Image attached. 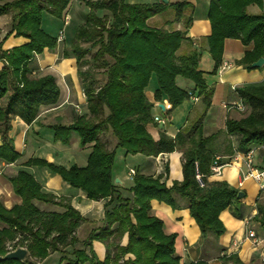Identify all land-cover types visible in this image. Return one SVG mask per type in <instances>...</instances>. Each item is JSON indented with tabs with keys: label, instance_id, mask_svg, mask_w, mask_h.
I'll return each mask as SVG.
<instances>
[{
	"label": "trees",
	"instance_id": "16d2710c",
	"mask_svg": "<svg viewBox=\"0 0 264 264\" xmlns=\"http://www.w3.org/2000/svg\"><path fill=\"white\" fill-rule=\"evenodd\" d=\"M89 8L82 22L74 28L69 46L63 56H73L77 75L86 100V112L68 125L49 124L56 140L66 144L71 132L78 136L79 145H90L85 166L65 168L40 158H30L24 166H43L57 174L71 187L82 190L91 200L107 199L104 219L100 227L92 229L82 241L85 249L76 250L79 242L76 230L84 222L81 215L66 198H57L44 192L34 177L19 170L9 178L12 191L20 203L6 208L0 201V256L6 244L13 248L24 247L27 254L22 260L0 259V264H38L52 252L60 253L56 264H180L175 252L176 235L166 234L162 221L151 215V200L168 203L179 208L177 197L187 204L189 213L197 224L201 236L211 234L214 240L224 232L220 213L229 208L231 214L241 218L237 198L238 189L226 181L209 180V166L216 155L213 139L216 135L203 136L199 122L174 138L160 132L154 139L148 126L155 122L152 103L145 91L154 79L155 101L166 99L170 104L167 113L189 98L199 97L205 110L211 104L212 89L208 88L203 72L198 68L199 52L179 53L187 38L186 28L190 18L184 20L182 30L154 28L147 20L174 9V20L183 18L186 2L174 4H127L124 0H81ZM69 0H11L0 4V16L12 12L11 33L29 41L8 51L0 49V100L7 97L0 107V162L13 163L19 158L9 136L11 116L18 115L31 124L41 105L56 103L59 89L51 75L31 77L28 67L35 54L57 46V36L42 27L43 14L63 19ZM256 4L260 14H250L247 7ZM207 18L210 34L206 38L207 50L214 61L212 73L221 64L225 39H238L246 49L238 64L252 69L251 63L264 57V0H211ZM176 77L193 83L191 91L180 88ZM236 93L248 110L238 120L227 118L226 136L237 135V149L246 152L251 146L264 144V83L245 85ZM166 113V114H167ZM183 148L182 179L166 185L161 176L134 174L129 190L132 197L116 193L112 174L116 150L127 154L156 157ZM229 154H233L230 146ZM259 168H264V150L259 151ZM220 163H224L220 159ZM199 174L201 187L196 179ZM116 194V196H115ZM261 197V198H260ZM34 201L63 208L62 212H49L34 205ZM116 202L115 205H112ZM112 205V206H111ZM111 206V208H108ZM254 219L264 234V196L259 195ZM116 224V227L112 226ZM127 233V242L120 240ZM98 240L106 248L104 259L98 260L91 248V241ZM70 248V251L66 249ZM131 255V256H128ZM218 264H244L234 253L222 252ZM189 264H211L199 259Z\"/></svg>",
	"mask_w": 264,
	"mask_h": 264
},
{
	"label": "crops",
	"instance_id": "0c3cea01",
	"mask_svg": "<svg viewBox=\"0 0 264 264\" xmlns=\"http://www.w3.org/2000/svg\"><path fill=\"white\" fill-rule=\"evenodd\" d=\"M5 1L0 0V4ZM94 1V0H89ZM127 4H174L186 2L187 7L183 11V18L174 20V9L167 7L163 12L150 17L146 22L154 28L166 30H182L184 20L190 18V23L186 28V40L182 42L179 53H187L191 50L199 52L198 68L203 72L208 88H211L212 98L210 106L205 110L204 104L198 97L193 101L190 97L184 100L178 107L167 113L170 104L166 99L155 101L153 97L154 83H150L145 91L147 99L153 104L152 115L165 119V124H153L148 126L149 132L154 139H157L160 132H164L171 138L177 133L185 132L195 123L199 122L202 126L203 136L216 135L213 145L216 155L227 165L221 169L219 176H209V180L226 181L230 186L242 191L243 198L239 203L241 218L231 214L229 208L223 210L219 218L224 225V232L217 240L211 234L206 237L201 236L200 230L194 219L189 213L185 201L177 197L179 208L173 209L168 203L151 200L150 213L162 221L163 230L166 234L174 233L175 252L179 256L180 264L204 259L211 264H218L217 257L225 254H236L244 264H264L261 253L264 252V234L259 223L254 219L257 212L256 204L259 198L257 184L251 178L242 181L245 173V165L242 159L244 152L238 151V136H226L225 121L227 118L238 120L247 115L248 110L242 105L236 89L245 85H261L264 83V64L261 67L247 69L238 64L246 49L250 46L243 45L240 40L228 38L223 43L222 62L215 73H212L214 61L207 50L206 38L210 34L211 28L207 18L208 7L211 0H124ZM89 8L81 0H69L64 10L63 19H57L47 15L45 21L42 19L41 27L51 34L58 36L62 31V40L57 42L53 50L44 49L29 62L30 76L43 77L51 75L59 89V97L56 103L41 105L36 118L31 124L23 122L18 115L11 116L9 136L13 140L14 147L19 153V158L9 164L0 162V201L6 208H10L20 203V198L12 191L9 178L14 176L19 170L23 169L30 173L40 184L42 190L52 193L57 198H66L72 208H74L83 218L84 222L76 230V237L79 239L74 245V249L88 253V247L83 246L82 241L87 234L94 228L102 225L104 219V203L107 199L91 200L87 198L82 190L71 187L57 174L50 172L43 166H24V162L30 158H40L52 162L56 165L69 168L71 165L78 167L85 166L90 145L80 146L78 136L71 132L69 142L64 144L56 140L54 133L46 126L49 124L60 123L63 125L71 124L75 118L86 112V100L83 89L77 75V64L73 56H63V50L69 46L72 39L74 28L82 22L83 15ZM261 8L256 4L247 7L250 14H260ZM12 12L0 16V49L8 51L13 47L26 44L29 40L23 36H16L14 33L5 37L10 27V17ZM67 18V19H65ZM57 22L63 26L55 32ZM70 23L72 24L69 27ZM67 26V27H66ZM4 67V62L0 61V70ZM177 85L187 91L193 89V83L189 80L176 77ZM0 100V107L6 104V99ZM159 104H162V108ZM165 110V114L163 112ZM1 145V139H0ZM230 146L233 154H229ZM254 161L260 164L259 151L264 150L262 146H256ZM183 148H177L170 153L159 154L156 157L144 156L142 154H127L124 149H117L112 168L116 193L122 197H132L129 190L131 179L128 177V170L133 169L136 173L148 176H161V181L166 185H171L172 181L182 179ZM223 163V164H224ZM117 180V181H116ZM3 186V187H2ZM3 189H2V188ZM251 193L252 200H247V194ZM116 196V194H115ZM261 198V197H260ZM113 202L112 205H115ZM34 205L40 210L49 212H62L63 208L57 205L46 204L34 201ZM111 205V206H112ZM108 206V208H111ZM116 227V224L112 228ZM248 230H253L262 243L258 247L252 246L251 240L246 239ZM127 242V233L120 240V245ZM91 248L98 260H103L106 253L104 244L98 240L91 241ZM70 251V248L66 249ZM56 255L59 259L60 253L52 252L39 264L45 263L50 257ZM131 256V255H128Z\"/></svg>",
	"mask_w": 264,
	"mask_h": 264
},
{
	"label": "built area",
	"instance_id": "2783aa9c",
	"mask_svg": "<svg viewBox=\"0 0 264 264\" xmlns=\"http://www.w3.org/2000/svg\"><path fill=\"white\" fill-rule=\"evenodd\" d=\"M65 19H67V18H65ZM61 40H62V31H60L58 36H57V42H59ZM189 95H190L189 97L193 101L198 100V97L196 95H194V94H189ZM163 112L165 113V110H163ZM153 120L158 124H161V125L165 124V119H163V118H159V117L155 116ZM256 150H257L256 146H251V147H249V149L246 152H244L242 154V159H243L246 170H245V173L241 177L239 185L242 184L243 180L251 178L257 184L259 195L264 196V168H259L258 166L255 165V161H254L253 157H255ZM220 159H221V156H218V155L214 156L212 163L209 166V173H208L209 176H219L221 174L222 167L224 165L228 164V162L226 164L220 163ZM134 174H135V171L133 169L128 170V177L131 180H132ZM196 179H197L199 185L202 187L204 184H203L199 174H196ZM245 238L251 240L252 246H254V248L258 247V245H260L262 243V239L259 238L258 236H256V234L253 230H248ZM6 249H7V252L15 250L13 248V243L8 242L6 244ZM261 258H262V260H264V252L261 253Z\"/></svg>",
	"mask_w": 264,
	"mask_h": 264
},
{
	"label": "water",
	"instance_id": "95a60500",
	"mask_svg": "<svg viewBox=\"0 0 264 264\" xmlns=\"http://www.w3.org/2000/svg\"><path fill=\"white\" fill-rule=\"evenodd\" d=\"M164 2H165V0H164ZM263 64H264V57H260V59L258 58V60L251 63V67L258 68V67H261ZM159 105L162 108L163 105L162 104H159ZM243 195H244V193L242 191H238L236 197L240 198V197H243ZM27 252L28 251H26V249L24 247H16L15 250L8 251L3 256H0V259L22 260L26 256Z\"/></svg>",
	"mask_w": 264,
	"mask_h": 264
},
{
	"label": "rangeland",
	"instance_id": "374dc122",
	"mask_svg": "<svg viewBox=\"0 0 264 264\" xmlns=\"http://www.w3.org/2000/svg\"><path fill=\"white\" fill-rule=\"evenodd\" d=\"M45 18H47V15H45V14H43V21H45ZM57 19H55V21H56ZM56 23V22H55ZM54 26H55V32H57V29L58 28H60V27H62L63 26V23H61V22H57L56 24H54ZM72 26V24L70 23V25H69V27H71ZM58 27V28H57ZM67 27V26H66ZM155 81H154V79L151 81V83H154ZM3 187V186H2ZM1 187V188H2ZM3 189V188H2ZM252 195H251V193H248L247 194V200H249V199H251L252 200V197H251ZM58 262V257L56 256V255H54V256H52V257H50L45 263H43V264H56ZM40 263V262H39ZM38 263V264H39Z\"/></svg>",
	"mask_w": 264,
	"mask_h": 264
}]
</instances>
